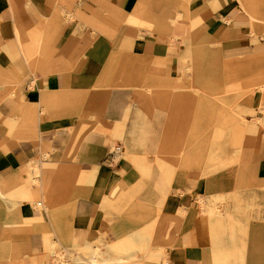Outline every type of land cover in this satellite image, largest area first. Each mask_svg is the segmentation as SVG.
<instances>
[{
    "label": "crops",
    "instance_id": "1",
    "mask_svg": "<svg viewBox=\"0 0 264 264\" xmlns=\"http://www.w3.org/2000/svg\"><path fill=\"white\" fill-rule=\"evenodd\" d=\"M220 1L0 0V225L21 230L25 218L41 217L29 201L38 193L30 177L38 167L45 204L70 198L53 210L56 228L44 206L42 222L67 231L77 247L106 239L111 252L146 251L157 221L156 237L163 238L154 250L173 241L164 254L169 264H264V132L254 153L260 173L254 190H245L244 176L234 190L238 181L223 170L192 182L182 172L210 158L211 137L198 127L215 117V87L229 85L224 60L264 53V31L259 24L251 35L245 6ZM259 9L264 14V2L249 10ZM206 10L210 15L193 27ZM234 69L235 86L243 84L245 71ZM261 100L257 90L255 104L242 100L238 109L251 108L249 120L262 118ZM119 143L127 154L110 162ZM201 143L203 155L192 164ZM221 149L229 160V146ZM162 156L181 171L174 176ZM225 189L232 193L224 216L202 228L210 251L196 253L195 234L182 238L198 213L185 223L178 210H198L201 196L211 210L220 205L211 196ZM46 238L45 230L33 231L30 254L11 263L46 264ZM22 246L28 245L14 243L12 254L23 255ZM154 263L164 264L148 257Z\"/></svg>",
    "mask_w": 264,
    "mask_h": 264
},
{
    "label": "rangeland",
    "instance_id": "2",
    "mask_svg": "<svg viewBox=\"0 0 264 264\" xmlns=\"http://www.w3.org/2000/svg\"><path fill=\"white\" fill-rule=\"evenodd\" d=\"M238 1L240 3H243L246 8V12L248 11L247 13H249L250 15V33L253 37H255L258 34L259 24L261 29H263L264 31V18H262L264 14L260 11V9L257 11V13L251 12L249 10L251 8H249L248 6L253 5L255 3L257 4V2H264V0ZM139 14L135 15V17H138ZM209 15L210 11L206 10L199 14L197 17H194L193 27L199 29L203 20ZM151 27L154 28V25H152ZM214 61L216 62V59H214ZM222 66L225 70L224 72L229 73V85L224 88L221 85L219 87H215V92L213 96L215 101V117L213 120H209L208 124L204 125V127H198L200 131L204 132L202 134L203 136L211 137V141L209 144L212 148L210 158L205 159L204 162L197 169L189 171L186 170L182 172L188 174L191 179L190 181L192 182L197 178H200L201 176H213L216 179V177H218L220 174V170H223L224 172H229L230 175L234 176L235 179L238 181L234 190L242 187L241 182L243 181V176L245 179V190H254V188H256L257 186L256 182H254L255 177L260 174L257 167L258 161L254 153L259 151L260 149V143L263 136V134L261 133L264 132V53L233 57L230 58V60H224ZM233 69L234 72H236V70L245 71V78L242 82L243 84L235 86L234 81L236 79H234L233 77ZM151 89H153L156 93L158 91L156 87ZM257 90H260V92L262 93V100L259 102L260 108L258 112L262 115V118H251V120H249V116L254 117L255 115L252 109L246 107L245 112L241 111L240 109H238L237 103L243 100L249 105L255 104L253 102V96ZM147 96L153 97L155 96V94H150ZM195 119L196 117L195 115H193L190 122L194 123ZM256 125L260 128H256ZM190 126H193V124H191ZM243 130H245V134L242 133ZM188 131L190 132L191 128H188ZM240 135L241 137L237 144L234 142L232 145L231 140L233 138L239 137ZM229 142L231 143V145L229 144ZM237 145L241 147V151H238L239 147ZM198 146L199 147L196 150H192V154L196 156V158H192V164L199 163V160L205 150V145L203 143ZM226 146H229V160H226L225 158L221 157V153L223 151L221 148H224ZM124 153L125 154L123 156L125 157L127 154L126 150L124 151ZM162 159L166 162L167 165L170 166V171L172 172V174H174V176L177 174L178 171H181L179 170V167L177 165L171 163L163 156ZM116 161H118V159ZM240 167L242 177L239 181ZM31 175L32 176L30 177L32 179V183L38 186V193L35 197L30 198L29 201H34L35 207L39 208V213L41 217L31 219L25 218L24 221L28 223L27 228L23 227V229L21 230L14 229L9 224L0 225V264H13L11 263L12 260L23 258L24 256L30 254L29 236L33 231L39 230H45L47 235V245L45 249L49 252L50 256L46 260V264H86L91 260L92 256L94 255L96 256L98 264H117L119 263L118 261L122 258L128 259L129 262L126 264H148V257L151 258L154 256L160 257V260H163V263L165 260L168 261V258L164 256V254L167 251L166 248L168 246L173 245V241H163L162 245L159 246L160 248L158 250H154V246H157L156 243L159 241V239L161 240L163 238V234L159 237H156V234L158 235L159 232L157 230V221L154 223L152 230L150 231L153 233V235H155V239H153V241L146 239V243L148 246L146 251H140L136 250L137 248H134V251L132 252L131 247L128 249V251L125 252L122 250H116L111 252V249L113 247H111L110 242L106 239H98L85 248L75 246L67 238V231H61L57 229H55L54 231L51 229L50 224H48L47 222H42L47 220L46 214L44 213L42 208V206H44L47 214L51 218L52 224L56 228L58 226L57 224L59 218L57 217L58 215L55 216L53 214V210H57L58 208L60 210L62 206L64 207L66 205L67 200H69L70 198H65L64 200L62 199L57 205L45 204L43 199L44 192L41 189V180L39 179L41 175V170L37 167L36 169H33ZM168 189L170 190V188ZM180 193L183 195L185 194L184 191H180ZM230 193H232L231 190L225 189L212 195L211 198L219 200L220 205H217V202L214 201L215 203L211 210L208 209L206 198L202 196L199 197L198 210H189L186 207H183L178 210L177 216H181V220L185 223H192L193 217H196L198 213V216L195 219V225L193 230L185 234L182 238V242H184L188 238L192 237L193 234H195L194 239H192V242L198 243L197 248H194V250H197L196 253H203V255H206V253L210 251V247L206 246V237L203 235L202 231L205 229L206 225L208 227L209 219H220L224 216L222 209H225L227 207L226 202ZM9 198L15 199L13 197ZM39 202H43L41 206H39ZM219 206H222V208H220ZM191 223L188 225V227L191 225ZM55 235H57L58 238H56ZM14 243H23L28 245L21 247L25 250L23 255L12 254V251L14 249ZM35 245L37 249H41V239L36 240ZM97 245H99L102 249H100L99 247H94ZM183 245H185L191 250L189 243H185ZM120 262L123 264V261ZM206 264H210V262H206Z\"/></svg>",
    "mask_w": 264,
    "mask_h": 264
},
{
    "label": "bare ground",
    "instance_id": "3",
    "mask_svg": "<svg viewBox=\"0 0 264 264\" xmlns=\"http://www.w3.org/2000/svg\"><path fill=\"white\" fill-rule=\"evenodd\" d=\"M241 1V0H240ZM256 2V1H255ZM258 3V2H257ZM241 4L243 5V3L241 2ZM256 5V3L255 4H253V5H251V8H253L254 6ZM243 122H245V121H243ZM238 140L239 139H236V141H235V143H237L238 142ZM239 144V143H238ZM123 154H125L124 152H122L117 158L118 159H120V157H122V155ZM41 203V202H40ZM42 204V203H41ZM219 213V212H218ZM217 213V214H218ZM120 261H123V264H126V263H128L129 261H128V259L127 258H122V259H120L118 262L119 263H117V264H122ZM86 264H98V262H97V260H96V256L94 255V256H92V258H91V260L89 261V262H87ZM164 264H168V261H164ZM256 264H258V263H256Z\"/></svg>",
    "mask_w": 264,
    "mask_h": 264
},
{
    "label": "built area",
    "instance_id": "4",
    "mask_svg": "<svg viewBox=\"0 0 264 264\" xmlns=\"http://www.w3.org/2000/svg\"><path fill=\"white\" fill-rule=\"evenodd\" d=\"M123 152V146L122 144H117L113 147V149L111 150V153H110V162H114L116 161L118 158V156ZM39 205H41V203H39Z\"/></svg>",
    "mask_w": 264,
    "mask_h": 264
}]
</instances>
